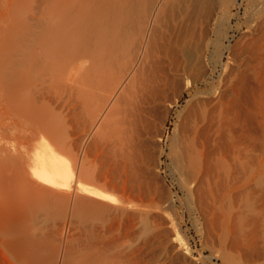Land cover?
<instances>
[{
  "label": "bare ground",
  "instance_id": "bare-ground-1",
  "mask_svg": "<svg viewBox=\"0 0 264 264\" xmlns=\"http://www.w3.org/2000/svg\"><path fill=\"white\" fill-rule=\"evenodd\" d=\"M232 1L237 0H0V185L8 190H66L74 172L63 154L73 153L77 161L82 141L109 115L113 103L122 111H115L121 114L100 143L101 150L117 156L139 187L154 107L186 76L192 78L177 89L176 97L181 99L187 91L192 105L183 119L188 133L182 137L181 132L175 162L198 186L218 183V176L229 168L242 101L252 90L264 106L260 11L245 21L252 37L227 47L238 63L232 70L235 80L230 78L233 82H227L225 91L218 89L216 101L202 99L200 88L195 90L202 77L194 72L204 61L201 17L207 13L206 28L217 37L221 3ZM249 81L256 84L250 90ZM204 90L212 97V89ZM84 187L87 194L106 195L94 186Z\"/></svg>",
  "mask_w": 264,
  "mask_h": 264
},
{
  "label": "rangeland",
  "instance_id": "rangeland-1",
  "mask_svg": "<svg viewBox=\"0 0 264 264\" xmlns=\"http://www.w3.org/2000/svg\"><path fill=\"white\" fill-rule=\"evenodd\" d=\"M262 10L264 0L222 2L217 16L218 38L209 26L206 28L207 13L202 15L204 61L194 72L202 77L195 89L203 93L202 99L216 101L217 94L227 89V82H233L230 78L235 80L232 74L238 63L233 62L227 47L244 44L252 37L246 22L258 11L264 13ZM190 58L194 64L195 57ZM250 75L254 77L253 72ZM191 78L177 80L156 110L154 107V127L147 137L141 165L142 187L134 184L130 173L127 176L117 156L101 150L100 143L109 137L113 122L121 114L117 112L122 111L113 103L107 109L109 115L82 141L77 161L75 154H63L74 172L66 190H8L0 185V264H264V106L250 90L256 84L249 81L251 96L242 101L243 113L233 125L235 145L228 158V171L221 172L218 183L212 181L210 189L198 186L178 168L174 158L177 142L188 133L182 125L185 123L186 128L183 119L192 105L189 92L185 91L181 99L176 94ZM202 89L213 91L212 97L210 93L205 96ZM83 186H94L92 189L106 195L87 194Z\"/></svg>",
  "mask_w": 264,
  "mask_h": 264
}]
</instances>
